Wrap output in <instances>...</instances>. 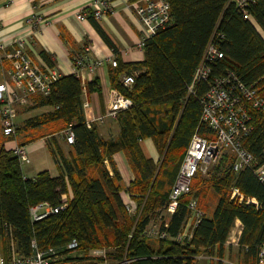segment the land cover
Returning <instances> with one entry per match:
<instances>
[{"label": "trees", "instance_id": "1", "mask_svg": "<svg viewBox=\"0 0 264 264\" xmlns=\"http://www.w3.org/2000/svg\"><path fill=\"white\" fill-rule=\"evenodd\" d=\"M166 1L171 25L146 41L143 61L119 65L117 62L110 74L111 87L132 101L131 107L116 116L121 128L118 139L104 140L92 124L88 127L81 80L75 74L61 76L49 95H32L29 105L25 104L28 111L49 106L54 108L52 112L15 124L13 136L4 135L2 128L0 256L5 260L13 256L28 258L36 250L57 248L67 256L55 264L91 257L101 262L108 258L113 264H195L203 254L223 258L226 242L239 221L241 262L257 264L264 243V183L253 171L232 173L223 156L208 175L198 173L193 178L191 192L179 198L167 221L164 211L168 209L170 193L192 136L198 132L210 137L208 127L201 121V99L213 78L234 71L264 98V0H255L248 6L247 18L231 0ZM89 20L117 53L99 21L92 16ZM211 43L223 57L212 64L209 78L197 80L190 92L196 69ZM42 55L46 58V54ZM128 75L134 77L131 86L122 81ZM252 114L254 129L242 145L262 162L264 113ZM69 127L74 143L66 154L54 134ZM37 128H46L47 132L34 131ZM30 130L33 132L28 134ZM47 135L59 175L52 177L43 170L32 179L26 178L18 157L3 143L22 137L18 145L25 147ZM145 139L153 141L160 155L158 162L145 157L140 146ZM117 152L126 155L135 176L126 191L138 205V217L128 214L121 198L123 179L113 161ZM232 186L255 198L260 208L234 204L229 199ZM65 193L70 200L64 210L36 222L31 220V207L42 203L57 207ZM212 198L216 199L215 208L208 216ZM191 200L197 201L203 217L190 239L177 243L173 239L184 230ZM151 224H156L169 238H146L143 234ZM74 240V250L79 255L66 250ZM102 248L109 249L106 257L90 256L93 250Z\"/></svg>", "mask_w": 264, "mask_h": 264}, {"label": "built area", "instance_id": "2", "mask_svg": "<svg viewBox=\"0 0 264 264\" xmlns=\"http://www.w3.org/2000/svg\"><path fill=\"white\" fill-rule=\"evenodd\" d=\"M237 9L248 17V6L255 0H231ZM90 8L77 14V19L84 21L89 16L100 20L112 12V7L108 0H90ZM136 17L142 27V34L139 42V49L143 50L146 41L154 37L161 29L171 25L170 7L166 0H145L144 3L133 2L131 4ZM1 27V24H0ZM8 50V45L0 42V52L4 53V59L10 61L11 68L8 71L10 83H0V115L2 118L3 133L6 136L15 134V106L25 105L32 95L47 96L50 94L53 85L60 79L61 75L57 70L48 72L41 71L28 55L25 48V41L17 38ZM91 47L86 46L82 54L76 55L72 62L74 74L80 78L81 70L88 60ZM223 55L219 48L211 43L208 45L203 60L196 69L193 85L199 79L207 80L212 71V64L222 58ZM102 65V61L91 62L90 69H96ZM113 67L117 66V59L111 61ZM123 84L131 86L134 82L132 75L124 76ZM210 87L201 99L202 115L201 121L208 127L210 137L202 136L196 132L189 143L184 159L176 176L174 185L170 193L168 210L174 212L178 200L182 195L191 192L193 178L198 174H208L218 165L222 157L226 154L229 160V169L232 173L238 174L242 170L253 171L257 179L264 183V157L262 162H258L242 145V140L249 136L254 126L253 112L264 113V98L259 94L258 89L253 85H247L239 79L234 71L213 78ZM132 101L115 91L109 109L104 117H116L121 111L131 107ZM83 108H88V103L83 102ZM88 127L91 122L88 121ZM67 144L74 143V134L69 127L63 132ZM13 153L18 157L21 165L30 162L26 147L16 144ZM264 153V151H263ZM229 199L237 205L254 206L260 208L255 198L247 197L237 187L230 189ZM69 202L68 193L61 196L60 205L51 207L47 203L30 208L31 220L39 221L50 214L58 213L66 208ZM126 211L130 216L138 217V205L129 195L124 202ZM190 217L187 220L184 230L173 240L177 243H185L192 236V230L203 217V212L199 209L197 201L191 200L188 204ZM232 235L235 229H232ZM146 238L152 240H166L168 235L159 230L156 224L149 225L144 234ZM77 242L72 241L66 250L71 255H79ZM109 249H95L91 252L93 256L106 257ZM67 255L61 254L57 248H50L46 251H38L28 257L21 258L13 256L10 260H5L0 256V264H55ZM199 259V258H198ZM123 261L119 264H126ZM257 264H264V243L258 254Z\"/></svg>", "mask_w": 264, "mask_h": 264}, {"label": "crops", "instance_id": "3", "mask_svg": "<svg viewBox=\"0 0 264 264\" xmlns=\"http://www.w3.org/2000/svg\"><path fill=\"white\" fill-rule=\"evenodd\" d=\"M108 2L112 7V12L98 21L114 43L117 53L103 41L91 24L89 17L84 21L77 19L79 12L91 7L90 0H0V42L8 45V50H10L11 44L17 38L23 39L28 55L41 71L57 70L61 76L74 74L72 58L82 54L84 48L90 46L89 58L85 62L79 78L82 85L83 102L88 103V108H83L85 118L96 128L101 138L116 140L121 132L118 119L104 117L115 92L110 83V74L114 69L111 61L116 58L119 65L138 63L144 60V52L138 47L142 27L131 4L133 2L144 3L145 0H108ZM42 54H46V58ZM97 60L102 61V65L91 70V62ZM10 68V61L4 59V53L0 52V83L11 84L8 75ZM27 105L16 106L17 120L21 124L30 118L54 110L53 107L46 106L28 111ZM34 131L47 132L46 128H37ZM32 132L30 130L28 134ZM54 137L62 145L64 152L68 154L71 148L70 144L65 142L63 132L54 134ZM49 139L50 136L47 135L26 145L28 156L30 149L36 151L37 147H42L48 149L53 158ZM20 141L22 140L5 141L3 145L6 149L13 150ZM31 144L34 145L31 146ZM140 146L145 157L152 159L155 163L159 161L160 155L151 139L140 141ZM113 161L123 179L121 198L125 202L130 195L126 190L134 181L135 176L123 152L115 153ZM54 163V166H47L43 170L49 171L52 177H57L59 169L57 163L55 161ZM107 168L112 174L109 164H107ZM39 172L41 171L39 170ZM23 175L29 178L24 172ZM214 208L215 204L209 210L208 216L212 215ZM172 213L168 209L164 211V219L167 221V217ZM233 228L235 232L233 235L231 232L226 242L223 258L218 259L204 254L198 256L199 259L204 258V264H242V253H240L238 245L242 225L236 221ZM236 249L238 258L235 263L232 259ZM90 256L92 255L90 254ZM198 258L195 264L199 260ZM62 264H102V262L91 257L84 260H69Z\"/></svg>", "mask_w": 264, "mask_h": 264}, {"label": "rangeland", "instance_id": "4", "mask_svg": "<svg viewBox=\"0 0 264 264\" xmlns=\"http://www.w3.org/2000/svg\"><path fill=\"white\" fill-rule=\"evenodd\" d=\"M16 125H20L21 123L18 122L17 117H16ZM22 140V138H20ZM2 140V127L0 126V145H1V141ZM30 145V144H29ZM34 144H31V146H33ZM29 158H30V164H26L22 166V171L24 172V174L26 176H28L30 179H32L33 177L36 176V174L40 171H42L44 168H46L47 166L52 167L54 166V161L53 158L49 152L48 149L46 148H42V147H37L36 151L35 150H31L29 152ZM46 155V156H45ZM227 159H228V155H224ZM48 164V165H47ZM229 164V161L227 160L226 165ZM54 168V167H53ZM53 171H56L54 169H52ZM35 175V176H34ZM208 174H205L204 176H206ZM69 200H70V196H69ZM216 199L212 198L209 200V210H211L212 207H214ZM208 210V211H209ZM214 210V209H213ZM237 249L234 250L233 254L234 257L232 259L233 262H237V258H238V254H237ZM102 264H113L112 261L110 259H106L105 262L103 261ZM196 264H204V258L199 259Z\"/></svg>", "mask_w": 264, "mask_h": 264}]
</instances>
